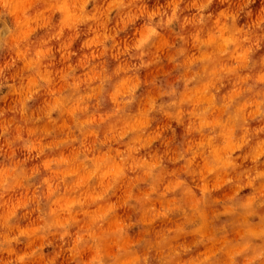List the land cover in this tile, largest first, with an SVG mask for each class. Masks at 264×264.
<instances>
[{
  "label": "clouds",
  "instance_id": "obj_1",
  "mask_svg": "<svg viewBox=\"0 0 264 264\" xmlns=\"http://www.w3.org/2000/svg\"><path fill=\"white\" fill-rule=\"evenodd\" d=\"M0 264H264V0H0Z\"/></svg>",
  "mask_w": 264,
  "mask_h": 264
}]
</instances>
